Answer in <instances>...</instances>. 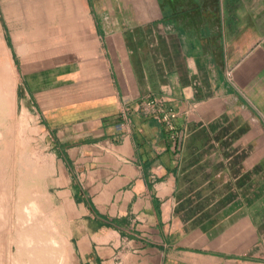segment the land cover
I'll list each match as a JSON object with an SVG mask.
<instances>
[{
	"label": "crops",
	"instance_id": "crops-1",
	"mask_svg": "<svg viewBox=\"0 0 264 264\" xmlns=\"http://www.w3.org/2000/svg\"><path fill=\"white\" fill-rule=\"evenodd\" d=\"M61 1L75 79L23 101L73 264H264V0Z\"/></svg>",
	"mask_w": 264,
	"mask_h": 264
},
{
	"label": "rangeland",
	"instance_id": "rangeland-1",
	"mask_svg": "<svg viewBox=\"0 0 264 264\" xmlns=\"http://www.w3.org/2000/svg\"><path fill=\"white\" fill-rule=\"evenodd\" d=\"M77 2L83 14V4L80 0ZM65 4L66 2L61 0H0V86H3L0 102L7 110L9 109L5 115V122L0 124V158L4 159L0 167L9 164L10 169V173L7 171L10 187L7 186V194L0 196V199L2 205L5 203L4 206L8 207L7 215L10 214L9 218H11L6 228L8 238L12 236L11 238L14 239L16 237L14 235L18 232L17 225L11 228V225L17 224V212L12 211L13 207H20V215L23 216V233L28 229L27 224L33 227L30 224L33 221L31 212L25 202L17 199L19 193L14 189L15 181L17 185L19 181V177L16 176L19 164L23 163V197L29 191L28 183L42 182L40 187L43 196L47 195L51 204L53 202V210L56 213L54 219L57 224L56 236L60 240L56 238L55 245L58 251L68 252L64 263L73 264L72 254H69L71 249L66 236L63 211L59 209L52 186L55 166L52 149L48 146L49 139L45 136L46 132L42 128L34 103L31 104V99L27 97L26 101H23L26 91H34L30 85L35 87L39 86V82L40 84L46 82L51 87L52 80L55 79L58 84L61 75H65L64 77L67 80L69 78V81L75 79V71L79 66L74 60L80 56L75 47L77 34L72 43L68 41L69 30H73L75 26L71 19L58 16L63 13ZM77 20L81 22V27L88 25L84 17ZM71 33L73 34V31ZM64 69L65 72L61 73ZM7 91L11 98L10 106L7 102ZM23 113L26 117L25 127L18 123ZM24 136H26L25 140L22 138ZM43 196L39 198L44 204ZM8 199L12 201L6 204ZM35 227L38 228L37 223ZM20 231L22 232V228ZM32 231L31 229L30 232ZM62 237L64 242L61 241ZM15 249L14 244L13 254Z\"/></svg>",
	"mask_w": 264,
	"mask_h": 264
},
{
	"label": "bare ground",
	"instance_id": "bare-ground-1",
	"mask_svg": "<svg viewBox=\"0 0 264 264\" xmlns=\"http://www.w3.org/2000/svg\"><path fill=\"white\" fill-rule=\"evenodd\" d=\"M2 90H3V86H0V93ZM7 94H8V97H7L8 101L5 99L4 100L7 101L10 106L11 98H10L8 91H7ZM8 111L9 109L7 110L4 104L0 102V124L5 122V115H7ZM24 122H26V117H25V114H22L18 123H21L22 124L21 126L23 127V125L25 124ZM22 138H24L25 140L26 136ZM21 147L23 148V143L21 144ZM3 160L4 159L1 157L0 166ZM8 165L6 166L3 165L2 168L0 167V196L1 197L5 193L7 194L8 190L6 188L10 183L9 182L10 179L7 174V171L8 173H10V169ZM22 166H23V163L19 164L18 174L17 175L15 174L17 177H19L18 178L19 186L17 185V181H15L14 189L17 190L19 193L17 199L19 201L25 202V204L27 205V209L31 212L30 214L32 215L33 221L30 224H32L33 227L27 224L26 226L28 229L23 233V216L21 217L20 215V211H19L20 207L18 206L17 208L16 206V208H14L12 205L13 207L12 211L16 210L15 212H17V216H16L17 224L11 225V228H13L14 225H17L18 232L16 235H14L16 236L14 239L11 238L12 236L8 238L6 234L8 233V231L6 232V228L9 226V222L11 218H9L10 214L7 215L8 207L4 206L5 203H3L4 205H2V202L0 199V264H65L64 258L65 256H67L68 252L65 250L58 251L55 245L56 240L57 239L60 240V239L56 236L58 233H57V224L54 221L56 217V213H55V210H53L54 208L52 205L53 202L51 204V201L49 200L47 195L43 196V191H41V187H40V185L42 184L41 181H31L30 183H28V187H30L29 191L23 197V168ZM35 170H36V167H35ZM3 176L5 178H3ZM42 196L45 200L44 204L40 201L41 199L39 198ZM11 201L12 200L9 201L8 199L6 204H8ZM36 223L38 224V228L35 227ZM20 228H22V232L20 231ZM31 229L33 230L32 232H30ZM61 241L64 242L63 237ZM14 244L16 248L15 254H13L12 252V245Z\"/></svg>",
	"mask_w": 264,
	"mask_h": 264
}]
</instances>
